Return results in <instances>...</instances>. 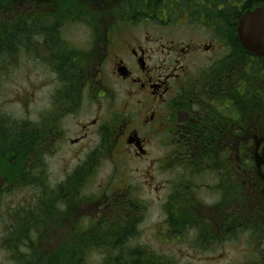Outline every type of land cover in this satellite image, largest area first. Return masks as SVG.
I'll return each mask as SVG.
<instances>
[{
    "label": "flooded vegetation",
    "instance_id": "obj_1",
    "mask_svg": "<svg viewBox=\"0 0 264 264\" xmlns=\"http://www.w3.org/2000/svg\"><path fill=\"white\" fill-rule=\"evenodd\" d=\"M259 9L264 0H0V76L20 60L42 76L0 87L25 117L0 115V199L29 209L42 256L79 251L81 235L109 255L153 252L136 238L142 199H157L160 246L236 247L249 233L263 258L264 22L245 30L250 48L241 39Z\"/></svg>",
    "mask_w": 264,
    "mask_h": 264
},
{
    "label": "rangeland",
    "instance_id": "obj_2",
    "mask_svg": "<svg viewBox=\"0 0 264 264\" xmlns=\"http://www.w3.org/2000/svg\"><path fill=\"white\" fill-rule=\"evenodd\" d=\"M27 65L26 60H20L17 64L19 67L18 70L12 72L10 75L0 76V87L4 85H13L18 84L22 85L27 82H32L35 80H40L42 78L41 74L35 72L36 74L27 75L25 72V67ZM36 80V81H37ZM7 89L10 91L11 89L3 87L0 88V109L1 112L9 115L12 119H23L24 115L20 111V107L14 104H5L6 99H10L12 97V93L4 92ZM10 95L8 96V94ZM47 92L39 91L37 96L39 99H43ZM109 175V170L104 169L100 172L98 179L102 182L105 178ZM148 201L149 209L146 214V217L142 224H140L139 236L136 238V243L138 245H147L154 253L156 254H163L168 257L174 259L178 264H264V240L262 244L261 254L263 258L257 262V260L253 259L252 251L249 248L248 240L250 238L249 235L242 234L240 239V244L236 247L234 245L226 246V247H206L197 245L195 243V238L193 237L192 240L187 241L185 238H180V242L182 244L186 243H193V246H185L179 245L178 242H174V246L172 249H168L165 247L160 246L157 239L159 238L158 231L155 227L158 221V212H157V199H142ZM20 206L19 199H1L0 202V264H15L12 259L11 252L4 248V241L6 243L10 238V234L6 233L5 225L12 220H8L6 215L8 212L13 213V210ZM15 220V219H13ZM24 221V219H21ZM19 234H23L28 232L27 227L20 228L19 227ZM21 253H28V249L24 246L21 248ZM115 253V252H114ZM113 253V254H114ZM118 253V251L116 252ZM108 255L104 256V259L107 260L109 257ZM17 257H20V254L17 253ZM110 257L113 258L111 255ZM167 257V258H168ZM102 261V257L100 254H93L91 256V263L99 264ZM88 264H91L87 261ZM110 263L114 262L109 260ZM105 263V262H104ZM108 263V262H107Z\"/></svg>",
    "mask_w": 264,
    "mask_h": 264
},
{
    "label": "trees",
    "instance_id": "obj_3",
    "mask_svg": "<svg viewBox=\"0 0 264 264\" xmlns=\"http://www.w3.org/2000/svg\"><path fill=\"white\" fill-rule=\"evenodd\" d=\"M13 142H17V140H11ZM25 209L23 210V212ZM34 211L42 212V209H37ZM31 212V211H30ZM25 228V226H23ZM6 233L10 234V238L7 243L4 241V248L8 249L11 252L13 257L12 261L16 264H36L32 262L36 259V255L38 254L39 260H43L44 263L39 264H88V252L85 250V245H87L84 241L85 236H81V248L79 251L66 252L65 254L61 252H56L53 256H42L41 253L37 251V245L34 242L35 236L39 234L37 230L25 232L23 234H19L15 228L8 230ZM122 245V243H120ZM26 247L28 249V253H21V248ZM92 248L97 250L98 244L92 243ZM115 252V251H113ZM17 253L20 254V257H17ZM110 253V252H109ZM105 260L104 264H172L167 260H160L156 254L153 252H149L147 248L144 247H135V249L118 251V253L112 254L113 258L110 257ZM162 259V258H161ZM109 260L114 262L110 263ZM29 261V262H28ZM108 262V263H107Z\"/></svg>",
    "mask_w": 264,
    "mask_h": 264
},
{
    "label": "water",
    "instance_id": "obj_4",
    "mask_svg": "<svg viewBox=\"0 0 264 264\" xmlns=\"http://www.w3.org/2000/svg\"><path fill=\"white\" fill-rule=\"evenodd\" d=\"M261 22H264V11L263 10H256L254 13H251L249 15H246L241 29V39H242V43L246 48H250V41L249 39V33L245 32V30L250 29L251 27L257 25L258 28H261ZM240 34V33H239Z\"/></svg>",
    "mask_w": 264,
    "mask_h": 264
},
{
    "label": "bare ground",
    "instance_id": "obj_5",
    "mask_svg": "<svg viewBox=\"0 0 264 264\" xmlns=\"http://www.w3.org/2000/svg\"><path fill=\"white\" fill-rule=\"evenodd\" d=\"M106 255H108V256H109V254H106ZM108 256H107V257H108ZM111 258H112V257H111Z\"/></svg>",
    "mask_w": 264,
    "mask_h": 264
}]
</instances>
